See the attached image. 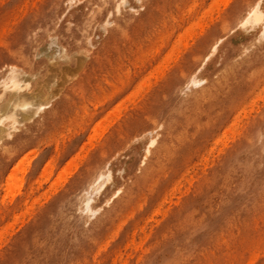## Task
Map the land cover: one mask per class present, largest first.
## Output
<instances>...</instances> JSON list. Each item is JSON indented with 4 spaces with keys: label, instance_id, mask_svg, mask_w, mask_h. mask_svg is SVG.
Returning <instances> with one entry per match:
<instances>
[{
    "label": "rangeland",
    "instance_id": "1",
    "mask_svg": "<svg viewBox=\"0 0 264 264\" xmlns=\"http://www.w3.org/2000/svg\"><path fill=\"white\" fill-rule=\"evenodd\" d=\"M95 1L0 0V72L31 50L21 101L0 114L21 128L0 125V264H47L63 201L109 170L94 212L62 222L53 264H264V35L238 25L264 0H128L93 42L60 52L55 21ZM166 119L180 120L168 149L160 135L147 157ZM7 182L22 188L11 200Z\"/></svg>",
    "mask_w": 264,
    "mask_h": 264
},
{
    "label": "bare ground",
    "instance_id": "2",
    "mask_svg": "<svg viewBox=\"0 0 264 264\" xmlns=\"http://www.w3.org/2000/svg\"><path fill=\"white\" fill-rule=\"evenodd\" d=\"M70 1H72V0H70ZM99 1H100V4H99ZM127 2H128V0H96L94 2V6L97 7V9H95V10H93V7L92 6L90 7L88 4H86V6H89V8H85L87 12L84 13V15H81L80 17L71 20L69 22V24L67 22V24H65V25L58 26V21H55L54 27H53V29L50 32V36H55V37H58L60 39V44H59V50H60V52H68L69 50H71L73 48H76L78 46L84 45V43L86 41H88V43H91L94 40V30L96 28L100 27V28H104V30H105V28H107V26H109L111 24H115L116 21L119 19V17L122 18V17H125V15H128L129 14L125 10V9H127L125 7V5L127 4ZM196 6H198V5L196 4L194 6V8ZM192 10H194V9H192ZM192 10H190V13L192 12ZM195 10H196V8H195ZM117 14H120V16L118 17ZM43 23L45 24V22H43ZM238 25H239L240 28L246 29V30H257V29H259V34L260 35H264V8L261 5V3H257L253 7H251L245 13V15L242 17V19L240 20V22H239ZM41 26H43V24ZM37 40L39 42H42V36L36 37V39H35V42L36 43H38ZM55 42L53 41V43H55ZM155 50L158 52V49H155ZM68 53H70V51ZM27 58H31V50H30V46L28 44L26 45V48L22 49V54L18 58V62H17V60H15V63L8 64L7 67H5L4 69H2L1 72H0V89H1L0 90V96H1L0 99L3 100L6 96L8 97V101H6V105L5 106L2 105V107L0 108V114H3V113H1L3 111L4 112H7V108L8 107H11V106L13 107L18 102L21 101L20 100L21 97L19 96V94H20L19 92L22 91L21 89H22L23 86L20 84V82H19L20 79L19 78H20V76H23L24 77V73L23 74L21 73V75H20V72L29 71V66H26V63H25V60ZM167 58H169V57H167ZM141 59H143V58H141ZM164 60H166V59H164ZM164 60H163L162 64L164 63ZM135 67H136V65H135ZM151 74H153V72H151ZM194 76H196V75H194ZM194 76H193V78H194ZM193 78H192V80H193ZM21 79L23 80V78H21ZM197 81H199V80H196L195 82H192L190 85H193L195 83L197 84ZM113 90H114V88H113ZM46 92H45V94H42V93L37 94L36 95L37 97H35V98H38V100L40 98H43L45 95H47ZM48 93H49V90H48ZM2 100H0V102ZM125 102H127V101H123L122 103H125ZM118 105H119V107L120 106L122 107V105H124V104H121V102H120ZM118 105L116 106L117 108L114 110L115 112H116V110L119 109L118 108ZM124 107H122V108H124ZM83 109H85V108H83ZM44 110H45V108L43 106H39V105L35 108V111L34 112L37 113L39 119H43L47 115V114H44L45 113ZM125 111H126V109H125ZM109 112L111 113V111H109ZM109 112L107 114H109ZM113 112H112V114H114ZM117 112L115 114H118L120 111L118 113ZM86 113H87V110H86ZM6 116H9V115H6ZM3 117L0 116V125L3 126V124L4 125L7 124L8 126H11V127L14 126L13 127V129H14L15 126H16V122H18V120H16L14 118V116L13 117L12 116L6 117V118L4 117L5 119ZM104 120H105V118H104ZM179 122H180L179 119L176 120L175 122H169L168 119H166L165 121H162V124L165 126V129H163L161 131H158L157 133H155V132L153 133V135H152V137H151V139H150V141L148 143V146L145 147V149H146V156L147 157H148L149 153L152 154L154 151L157 152L156 148L154 147V144L157 143V141L159 140V137L158 136H160V135L166 134L165 135L166 140H165L164 144L162 145V148H167L168 149V143H169L170 138H171L172 130H174L175 127H177V125H178ZM233 125H235V124H233ZM231 127L228 129L229 131H232ZM2 128H6V127H0V133H1V131H3ZM94 128H96V126H94ZM14 130H15V132H14L15 135H18L19 134V133L16 134V131L21 132V128H19V127H18L17 130H16V128ZM225 130H227V129H225ZM228 130L225 131V132L229 133ZM234 130H235V128H234ZM237 131L238 130H236L234 132H237ZM234 132H231V133H234ZM259 137L261 138L262 137V134L258 135L256 138L252 139V142H251L250 147L247 148V149H245L244 152L252 150L254 148L253 146L255 144V139H258ZM220 141H221V139H220ZM162 148L160 150H162ZM255 154H250V155L254 156ZM52 161H55V160H52ZM242 161L244 162V167L241 170H245L247 168V164H246V161L245 160H242ZM50 163H51V161H50ZM50 163L48 165H51ZM52 166H54V165H52ZM48 168H49V166H48ZM48 168L46 169L47 170L46 171L47 172V174H46L47 176L50 173V171H52L54 169V168H52V170L49 171ZM11 175H12L11 178H13L14 175L13 174H10V176ZM19 176L18 177L16 176L15 178H19ZM92 176H93V178L91 180H90V178L89 179H83L84 181L83 182H80L79 187L77 189L71 191L68 194V196L65 198V200L63 201L61 207L64 208L65 212H64L63 216L59 219V223H58L59 231L57 233V238L58 239H56L57 241L55 240V242L53 243V246L51 248V251H50V253H49L48 257H47V264H53L57 260V256L59 255V253L61 252V250L67 249L66 246H65V244H64V242L65 241L68 242V240H66V238L62 239V237H61L62 232L60 233V227L62 226V222L65 220V217L69 216V214H70V216L73 217L77 213H81V214L82 213H87V212L89 213L92 210V208H91V202L94 201L93 200V194H95V193L100 194V191H102V188L106 185V183L107 182L109 183V181H111V179L113 178V174H112V172L110 170L109 171H106V173L103 172V173H98L96 175L93 173ZM259 177L260 176H258V175H251L249 177V182H251V188L252 189H257V184L260 181V178ZM23 178H24V176H22V178L19 179V180L21 181V180H23ZM9 179L10 178L8 177L6 181H9ZM13 179H10V180H13ZM16 180H14V181H16ZM18 181L16 183H18ZM101 181H103V182H101ZM9 182H11V181H9ZM13 182H11V184H13ZM36 183H37V181H36ZM20 184L18 186H20ZM6 185H8L9 187H11V190H7L9 187L5 188L6 191H7V193H6L7 196H8V192L9 191L17 190L14 187L18 188L17 184H15L16 186L13 185L14 186L13 187V190H12V185H9L8 182H7ZM37 185H38V188H39V186L41 184L39 185V182H38ZM20 188H18L20 190V191L17 190L18 192H21V189L22 188L21 189ZM17 191L16 192H12V193H14V195H15V193L18 194ZM30 192L32 193L33 190L30 191ZM116 194H118V193H116ZM11 195L14 196L13 194L9 193V196H11ZM14 197H12V200H13ZM5 198H7V197H5ZM5 198L3 197V200H2L3 202L5 201L4 200ZM9 200H11V198ZM111 201H112V199H111ZM105 202H107V201L105 200ZM25 205L27 206V204H25ZM30 206H31V204H30ZM32 206H33V204H32ZM26 208H28V207H26ZM26 208L24 209V212H25ZM28 209L26 210V212L29 214V212H30L29 210L31 208L29 210ZM32 209H34V208H32ZM91 212H94V210L91 211ZM19 214H21V213H19ZM22 214H23V211H22ZM23 215H25V214H23ZM18 219H19V217L17 216V219H15L16 221H14V222L17 223ZM22 220H23L22 223H24V219H22ZM11 222H12V220H11ZM14 222L12 224L15 225ZM12 224L10 223L11 226H12ZM7 225H9V223ZM11 226L8 227L9 230H10V227ZM13 226L11 228H14L15 227V226L14 227ZM5 229L7 230V228H5ZM0 234H2V232H0ZM3 236H5V234Z\"/></svg>",
    "mask_w": 264,
    "mask_h": 264
}]
</instances>
